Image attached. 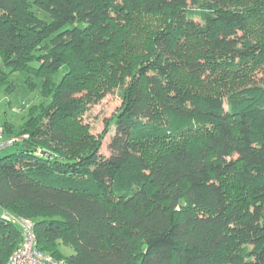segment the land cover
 <instances>
[{
  "label": "trees",
  "instance_id": "obj_1",
  "mask_svg": "<svg viewBox=\"0 0 264 264\" xmlns=\"http://www.w3.org/2000/svg\"><path fill=\"white\" fill-rule=\"evenodd\" d=\"M0 58L45 99L2 126L28 138L0 157V264L5 214L65 264H264V87L236 85L264 65V0H0ZM114 90L104 157L79 116Z\"/></svg>",
  "mask_w": 264,
  "mask_h": 264
},
{
  "label": "rangeland",
  "instance_id": "obj_2",
  "mask_svg": "<svg viewBox=\"0 0 264 264\" xmlns=\"http://www.w3.org/2000/svg\"><path fill=\"white\" fill-rule=\"evenodd\" d=\"M249 1L251 0H242V2ZM172 72L180 83L187 82V80H194L192 75H187V73L180 67L174 68ZM4 75L7 77L6 81L8 83L0 81V126L5 127V125H11L13 131L18 132L26 123L30 112L35 108H39L45 102V99L41 95L39 79L35 80L37 84L36 88L32 91L29 90L25 84L24 72H12L5 67L0 58V76L3 77ZM240 77L241 79L236 80V85H261L264 87V65L255 63L248 66L242 74H240ZM10 83H13L15 86L14 90L11 92L6 89ZM120 106L121 98L118 92L114 90L103 98L85 103V110L79 116L81 124L86 125L93 135H103L100 154L104 157L109 155L107 146L110 138L114 134L113 126L106 130V122H113L114 116L118 112ZM22 136L28 138V135L26 134H21L17 137ZM17 149H19L18 146H13L0 151V157L15 152Z\"/></svg>",
  "mask_w": 264,
  "mask_h": 264
},
{
  "label": "built area",
  "instance_id": "obj_3",
  "mask_svg": "<svg viewBox=\"0 0 264 264\" xmlns=\"http://www.w3.org/2000/svg\"><path fill=\"white\" fill-rule=\"evenodd\" d=\"M25 138L24 136L4 137V130L0 126V151L22 142ZM4 217L18 223L22 230V240L14 249L6 264H65L37 250L33 224L30 221L17 219L6 214Z\"/></svg>",
  "mask_w": 264,
  "mask_h": 264
}]
</instances>
